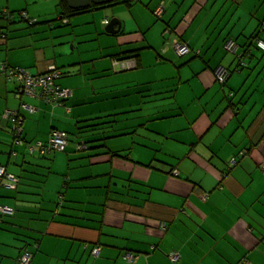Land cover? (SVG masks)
<instances>
[{"label":"crops","instance_id":"crops-1","mask_svg":"<svg viewBox=\"0 0 264 264\" xmlns=\"http://www.w3.org/2000/svg\"><path fill=\"white\" fill-rule=\"evenodd\" d=\"M191 1L184 14L173 12L165 29L191 48L182 57L166 46L164 31L161 51L149 32H136L124 21L119 33H107L111 18L101 9L108 7L85 12L94 21L72 18L77 15L62 20L58 0H45L46 11L32 10L29 0H0V29L7 32L0 38V63L33 75L58 67L65 75L56 87L71 93L57 104L19 96L16 85L0 76V165L21 178L13 191L0 190V207L13 212L2 216L0 237L14 235L10 244L16 247L0 259L16 262L28 248L30 264H264V50L257 45L264 43V0L226 1L228 12L222 10L230 24L213 46L217 58L202 28L190 33L212 0ZM161 8L162 17L169 13L165 5L151 11ZM5 10L15 15L6 27ZM18 11L33 17L30 27L40 28L11 31ZM102 36L125 48L106 54L102 44L96 55H83L82 44ZM139 41L145 46L137 49ZM229 41L238 52L248 51L241 70L225 49ZM134 50H140L138 60L127 59L134 67L119 69L116 56ZM220 68L233 72L224 87L216 82ZM6 110L24 115L33 153L14 144ZM95 118L114 120V130L131 134L105 147L77 146L79 128ZM54 131L71 140L44 159L35 145ZM99 247L97 257L92 252Z\"/></svg>","mask_w":264,"mask_h":264},{"label":"rangeland","instance_id":"rangeland-1","mask_svg":"<svg viewBox=\"0 0 264 264\" xmlns=\"http://www.w3.org/2000/svg\"><path fill=\"white\" fill-rule=\"evenodd\" d=\"M184 0H140V3L137 4L134 7L129 8L126 4H120V5H116L113 7H108L105 9H101V10H105L106 14L108 15L106 17H110L111 20L113 19H118L121 22L124 21L125 22V26L127 24V26L131 27V29H133L136 32H149L148 33V38L150 39V41L154 44V46L158 49H160L161 51V46H162V37L165 36V40L163 37V40L165 41L166 46L169 49H172V51H174V48L172 47V40L174 39L173 34L170 33H165V29L169 28V25H167V22H171V20L173 21V19H175V15H174V11H179L176 12L177 16L179 17V15L184 14L185 9L188 10L189 7H191L194 4V1H187L185 3H183ZM226 1L228 0H212L209 2L208 6L203 10V12L201 13L200 16H198L194 21H193V29L190 31V33L192 31H197L199 28H202V30L207 33V37L210 38V46L212 51H214L213 57L218 56L216 50L214 49V44L216 39H219V35L220 38L222 39L223 37V33L226 32V30H221L223 28H227V26L230 24L229 21H227L226 18H224L225 16V11H223L222 9L226 10V13L228 12V8H229V4L230 3H226ZM5 3V0H4ZM30 6L32 7V10H36V11H46L49 8V5L47 4V2H45V0H29ZM160 5H165L166 10L169 12H167L168 14H164L163 17H161V19L159 18V16L156 13H153L151 11V9H157V7H159ZM148 6H150V8L148 9ZM101 12V11H100ZM17 18L19 16L18 13H15ZM78 16H87V18L92 21H94V17L92 16L91 13L87 14L86 13H82V14H77V16H73V19L78 18ZM104 16V14L102 15ZM176 16V17H177ZM31 17V16H30ZM171 17V18H170ZM16 18V24L11 25V31H15L16 29H21V31L23 32H27L30 33L32 32L31 30L34 28H40L41 25L38 26H34V27H30L28 22H24L22 20H20L19 18ZM33 18V17H31ZM98 18V16H97ZM170 18V19H169ZM39 19V18H38ZM180 18H176V20L173 22L176 23L177 21H179ZM0 20H2V18H0ZM42 20V18L40 19V21ZM170 20V21H169ZM3 24H5L4 26L6 27V25H8V21L7 20H3ZM101 21V20H100ZM228 22V23H227ZM255 22V21H254ZM250 24V20H247V22L245 23L246 28L249 26ZM92 25V23H91ZM244 25V26H245ZM90 26V25H88ZM163 26V29H162ZM164 26L166 28H164ZM30 27V28H29ZM254 26H252L253 29ZM106 30V28H105ZM150 30V31H149ZM161 31H164L163 36L161 35ZM233 32V30L231 31V33ZM248 35H250V32H246ZM195 36V35H194ZM211 36V37H210ZM47 37V36H46ZM199 37L200 36H196V40L197 42L199 41ZM234 37V34H233ZM83 38H85V36H83ZM62 39V38H59ZM114 43V46H112V43ZM104 46V51L106 52V54H108V52L110 54H114V51L120 52V48L124 46H119L118 45V40L115 37H103L100 39V41H92L91 43H84L82 44V51L84 52L83 55H85L86 57L93 54L96 55L97 52H99L98 46ZM110 45V46H109ZM109 46V48H108ZM145 46V44L142 43V41H139L137 44H135V47L138 49L139 47H143ZM69 50L71 51V47L69 46ZM88 50H92L90 53L87 52ZM149 52V53H154L153 51H149L144 49L141 52ZM49 55L50 52H48ZM230 58H232V54H230ZM235 55V54H234ZM225 56V55H224ZM223 56V57H224ZM213 57H211L213 59ZM235 57V56H233ZM224 58H222L223 60ZM247 65V62H246ZM89 68H92V65L88 66ZM247 69V68H246ZM176 79L178 80V76H176ZM219 87V86H218ZM174 88H177L174 87ZM190 87H186L183 88L180 91V95L187 93L188 91H190ZM188 96H186L187 98ZM105 115V113H103ZM107 119V118H106ZM106 119H102V121H106ZM83 125V124H82ZM80 125V126H82ZM80 136L82 139H92V136H90L89 132H87L86 130H82L80 131V134L78 135ZM1 240L0 241V255L1 253H7V254H12L14 253V249L16 248L15 246L11 245L10 243L14 244V235L8 233L6 235H1L0 237ZM6 247V248H4ZM6 260V261H4ZM0 259V264H2V262L4 261V264H21L18 261V256H17V261H11L10 259ZM9 260V261H8ZM13 262V263H12Z\"/></svg>","mask_w":264,"mask_h":264},{"label":"built area","instance_id":"built-area-1","mask_svg":"<svg viewBox=\"0 0 264 264\" xmlns=\"http://www.w3.org/2000/svg\"><path fill=\"white\" fill-rule=\"evenodd\" d=\"M162 9L156 11V14L158 16H161ZM2 14L4 15V18H7L9 20H13L12 15L8 14V11H3ZM23 16L25 19H27L26 15L23 13ZM108 23V21L106 22ZM2 32L0 31V36H2ZM174 45L175 48H177V52L180 56H187L191 52V48L187 44L179 42L177 39H174ZM259 45L264 48V43L259 42ZM227 49L234 54L236 52L237 46H235V43L233 41H230L227 45ZM134 61V60H133ZM132 60H122V61H115V65L119 67L121 70H128L129 68H133L135 65V62ZM0 73H3V75L8 79L17 80L22 86L23 91H25L28 95L31 96H40L42 98H47V101L53 102L57 104L59 100L68 98L71 94L68 91H63L58 89L56 87V80L60 78L61 72L56 70L55 68H52L47 74H44L43 76L40 75H33L30 74L29 71H27L24 68H9L5 65H0ZM227 70L225 69H218L217 71V78L220 82L224 83V80L226 79ZM23 108L28 109L26 105H23ZM13 115H16L13 127L16 133V137H19L23 131V117L19 116L17 112H11ZM10 112H6V116H9ZM67 144V137L65 133L63 132H55L52 133L51 138L49 140V147L50 149H56V150H62V148ZM41 145V143L39 144ZM234 164V162H233ZM264 169V165H263ZM18 179L15 175H11L8 173L5 166L0 165V188L6 187L10 190L16 189ZM13 212L7 209L6 207H0V220L2 219V216L4 215H12ZM101 250V247L96 248L93 250L92 254L95 256H99V252ZM33 255L30 251H22L20 255L18 256V261L21 264H30L33 260ZM129 262H133L136 259V256L133 257L131 255L127 256ZM171 260L174 263H177L180 259L179 255L176 253L171 254ZM243 264H248V262H245Z\"/></svg>","mask_w":264,"mask_h":264},{"label":"trees","instance_id":"trees-1","mask_svg":"<svg viewBox=\"0 0 264 264\" xmlns=\"http://www.w3.org/2000/svg\"><path fill=\"white\" fill-rule=\"evenodd\" d=\"M135 1V0H114L111 4H105V5H101V6H97V5H92L90 6L88 9H77V10H73L70 8V6L66 3V0H58V4L57 6H59L60 10H61V15L60 17H62L61 19L62 20H65L66 18H69L70 16H73V15H77L79 13H85V12H89V11H93V10H96V9H99V8H103V7H113V6H116V5H120V4H127V5H131V3ZM5 11H8V14H11L12 15V19L13 20H9L7 18H4V15L2 14L3 18L5 20L8 21V23H12L14 22V17L15 15L13 16V12H10L9 10H5ZM4 11V12H5ZM21 12V13H20ZM17 13H19V16H20V19H22L23 21H26L29 23V25H34L36 22L33 21L31 18L29 19L27 16V19H25V17L23 16V13L22 11H18ZM162 17V14L161 16H159V18L161 19ZM3 29L4 28H1L0 31L2 32V36L1 37H5L7 35V32H3ZM123 34V33H121ZM7 39V38H5ZM174 39H177L179 42H181L180 39L178 38H174ZM174 39L172 40V45L173 47L175 48V45H174ZM230 42V41H229ZM229 42H226V44L224 45L225 46V49L226 51L229 53V54H232L233 56H235V58L237 59L238 61V66L235 68V70H241L243 69V67L246 66V61H247V57H246V54L248 53V51L244 52H238V45L235 41H233L235 43V46H237V49H236V52L231 53L228 49H227V44ZM260 42V41H259ZM259 42L257 45H259ZM183 43V42H181ZM185 44V43H184ZM260 46V45H259ZM260 48L262 50H264V48L262 46H260ZM177 50V48H176ZM139 51L140 50H134V51H131V52H127L126 54H123L125 57L123 56H116V61H122V60H127V59H133L135 60V62L138 60V55L139 54ZM192 54V50L189 54L187 55H190ZM182 57H186V56H182ZM3 64L5 65L6 67H9V68H19V67H13V66H10L9 64H6V63H0V65ZM23 68V67H21ZM25 69V68H24ZM225 69V68H223ZM56 70L60 71L61 72V76L60 78L65 75V73L58 67H56ZM227 70V75H226V79L224 80V83L220 82L217 78V72H216V82H219V84H221L223 87L224 85L226 86L227 84V81L228 79L232 76V71L228 70V69H225ZM234 70V71H235ZM28 71V70H27ZM48 73V72H47ZM47 73H44V74H47ZM0 76H3L8 82H11L13 84L16 85V87L18 88V91H19V96L21 95H28L25 91H23V86L15 79H12V80H8L4 75L3 73H0ZM40 76H43V75H40ZM59 79V78H58ZM63 100V99H61ZM61 100H59V102H61ZM62 103V102H61ZM23 105H25L24 103H22V106H21V109L23 108ZM17 112L19 116L23 117V124H24V115H22V113L19 111V110H6L2 115H3V118L8 122L9 126L11 127V133H12V136H13V139H14V144L15 145H18V146H27V150L29 152H31V149H33V147L26 142V138L24 137V126L22 124V127H23V131L21 133V135L19 137H16V133H15V130H14V127H13V122H14V119L16 117V115H13L11 112ZM6 112H10L9 116H6ZM109 118V117H107ZM110 118H114V116H111ZM115 121L114 120H106V121H102V119H98V118H95L94 120H89V121H86V124L82 127L79 128L80 131L82 130H86L87 132H89L90 136H92V139H82L80 136H78V145L77 146H81V147H86L87 149H89V146L93 147V149L99 147V146H106L107 144V141L110 140V139H115V138H118L120 136H125L126 134L130 135L131 134V131H128V133L126 132L127 130H119L118 132L116 130H114V126H113V123ZM101 127V129H100ZM79 131V132H80ZM56 131H54L53 133H55ZM59 132H63L65 133L66 137H67V143L70 142L71 140V136H69V134L67 132H64V131H59ZM57 132V133H59ZM126 133V134H125ZM51 135L52 133L50 134V138H51ZM50 138L47 140V142H42L41 145H35V148H37L38 150H40V153L41 155H43L44 159H47L48 155H50L51 153L53 152H58L59 150H56V149H50L49 147V140ZM67 145V144H66ZM66 145L64 147H66ZM96 146V147H95ZM63 147V148H64ZM80 147V148H81ZM31 148V149H30ZM62 148V149H63ZM33 153V152H31ZM117 155L116 157H119L118 154H115ZM234 163H236V160L233 161ZM264 165V163H263ZM262 169H263V166H262ZM17 179H18V182L16 184V186H19L20 183H21V178L16 176ZM1 188H4V189H8L6 187H1ZM0 188V190H1ZM10 190V189H8ZM14 190V189H13ZM13 190H10V191H13ZM18 190V189H17ZM15 190V191H17ZM22 251H30L28 248H23L21 249ZM22 251L20 253H22ZM31 252V251H30ZM32 253V252H31ZM20 255V254H19ZM33 255V253H32ZM131 255V254H130ZM128 256V255H127ZM133 257H135L134 255H131ZM248 260H245L243 259L242 261V264L247 262Z\"/></svg>","mask_w":264,"mask_h":264},{"label":"water","instance_id":"water-1","mask_svg":"<svg viewBox=\"0 0 264 264\" xmlns=\"http://www.w3.org/2000/svg\"><path fill=\"white\" fill-rule=\"evenodd\" d=\"M114 0H66V3L70 6L71 9H88L92 5H105L111 4ZM118 25V29H116L115 25ZM106 32L109 34L119 33L121 31V23L118 19L111 20L106 26Z\"/></svg>","mask_w":264,"mask_h":264}]
</instances>
